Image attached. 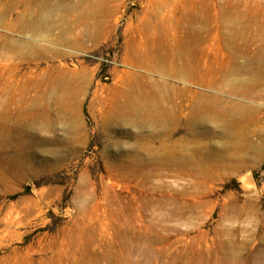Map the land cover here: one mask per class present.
<instances>
[{
	"label": "rangeland",
	"instance_id": "rangeland-1",
	"mask_svg": "<svg viewBox=\"0 0 264 264\" xmlns=\"http://www.w3.org/2000/svg\"><path fill=\"white\" fill-rule=\"evenodd\" d=\"M200 4L209 30L194 63L230 82L163 81L183 118L194 100L184 86L257 108L241 143L213 125L172 135L112 116L124 73L138 70L128 49L169 51ZM221 7L250 30L220 32ZM38 16L47 29H22ZM86 20L102 22L92 40ZM263 24L264 0H0V116L11 117L0 127V264H264V97L235 89L254 74L264 83Z\"/></svg>",
	"mask_w": 264,
	"mask_h": 264
},
{
	"label": "bare ground",
	"instance_id": "bare-ground-1",
	"mask_svg": "<svg viewBox=\"0 0 264 264\" xmlns=\"http://www.w3.org/2000/svg\"><path fill=\"white\" fill-rule=\"evenodd\" d=\"M195 9V15L191 16V19L186 24L188 26L189 33L179 36L175 46L170 47L169 51L163 53L162 50L156 49L152 52H142L133 47L128 49L126 64L131 67H136L138 70L126 71L124 73L126 79H122L123 87L118 90L117 98L112 104V116L131 126L141 127V129L156 128L158 130L160 129L162 131L169 132L172 135L176 133L181 125H185L187 128L191 129L192 132H195L205 125H213L216 128H219L227 135V137L234 138L241 143L248 140L250 135L253 133V126L258 119L257 108L251 107L252 105L237 107V109L231 108L228 105L221 107L219 98L213 96L209 91L201 90L192 92L184 86L181 87V93L183 95L193 93L194 100L188 117L183 118L181 111L184 109V106L176 102L173 85L169 82L163 81L165 78H171L183 82L193 81L195 83L205 84L209 88H215V86L219 85L221 82H226L227 84L230 82V73L228 70H222L221 72L216 73L213 70L204 69V66L200 63V61L196 62L197 65L194 63L193 48L203 41V33L209 30L208 22L205 20L206 18L203 17L206 14L205 10L208 9V6L200 4V6H196ZM237 15L235 16L230 10L221 7V20L222 22H229V25L221 28L220 32L249 31L251 28L250 24L244 25L241 22L244 18L242 12H239ZM89 22V20L84 22L86 24V29L83 37L92 40L95 37L96 29L102 22H95L93 25ZM47 28V23L39 16L35 17L34 22L30 25L25 23L22 26V29L25 31L33 30L36 32H40L41 30ZM80 38L82 39L81 35L77 38L75 37L69 40L64 37H60V41L66 42L70 45H79ZM143 44L145 43L143 42ZM25 58L27 57L25 56ZM151 74L158 75L160 79L156 80L152 78ZM125 76H123V78ZM262 79L263 78L260 74H254L248 82L241 80L237 81L235 88L236 92L244 93L245 95L253 98H263L264 83H262ZM75 109L76 108L69 110L72 111V113H75ZM10 118V115L0 116V127L2 131L7 129V123ZM218 174L219 173H217V175ZM253 189H255V187ZM102 222L104 221L102 220ZM234 262L236 263V261Z\"/></svg>",
	"mask_w": 264,
	"mask_h": 264
}]
</instances>
